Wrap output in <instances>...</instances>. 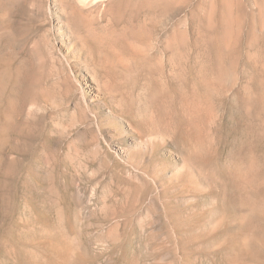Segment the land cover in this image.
Segmentation results:
<instances>
[{
	"label": "rangeland",
	"instance_id": "374dc122",
	"mask_svg": "<svg viewBox=\"0 0 264 264\" xmlns=\"http://www.w3.org/2000/svg\"><path fill=\"white\" fill-rule=\"evenodd\" d=\"M0 264H264V0H0Z\"/></svg>",
	"mask_w": 264,
	"mask_h": 264
},
{
	"label": "bare ground",
	"instance_id": "6f19581e",
	"mask_svg": "<svg viewBox=\"0 0 264 264\" xmlns=\"http://www.w3.org/2000/svg\"><path fill=\"white\" fill-rule=\"evenodd\" d=\"M73 1L80 8L81 7H85L87 5V3H88V0H73ZM94 1H96V0H94Z\"/></svg>",
	"mask_w": 264,
	"mask_h": 264
}]
</instances>
